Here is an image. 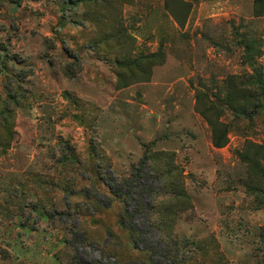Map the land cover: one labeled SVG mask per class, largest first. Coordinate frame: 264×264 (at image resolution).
<instances>
[{
  "label": "rangeland",
  "instance_id": "rangeland-1",
  "mask_svg": "<svg viewBox=\"0 0 264 264\" xmlns=\"http://www.w3.org/2000/svg\"><path fill=\"white\" fill-rule=\"evenodd\" d=\"M0 264H264V0H0Z\"/></svg>",
  "mask_w": 264,
  "mask_h": 264
},
{
  "label": "trees",
  "instance_id": "trees-1",
  "mask_svg": "<svg viewBox=\"0 0 264 264\" xmlns=\"http://www.w3.org/2000/svg\"><path fill=\"white\" fill-rule=\"evenodd\" d=\"M204 116L211 130L212 146L215 149L225 147L227 144L225 125L206 117V115ZM68 159L73 161V153H68ZM140 164L146 165L153 177L160 183L157 192L146 189V193L151 195V203L148 206L149 216L159 217V221L162 220L164 224L169 223V219L175 218L177 205L188 206V196L185 189L186 176L183 175V169L178 167L173 153L153 151L150 147L145 148ZM119 194L118 192L113 193L114 198L122 204V200L126 199V197ZM122 197L123 199L121 200ZM159 197H161V200L158 199ZM128 222V216L123 212L118 218V225L121 230L127 231L130 241L135 243L137 236L128 228Z\"/></svg>",
  "mask_w": 264,
  "mask_h": 264
}]
</instances>
